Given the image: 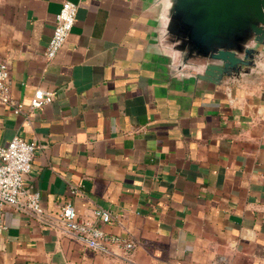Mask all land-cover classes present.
Masks as SVG:
<instances>
[{
	"label": "crops",
	"instance_id": "crops-1",
	"mask_svg": "<svg viewBox=\"0 0 264 264\" xmlns=\"http://www.w3.org/2000/svg\"><path fill=\"white\" fill-rule=\"evenodd\" d=\"M63 1L0 0L13 96L56 92L32 124L0 104V144L35 141L25 184L50 212L4 206L0 264H264V41L232 47L250 64L208 74L225 61L191 50L176 0H72L75 24L49 59ZM65 200L82 218L111 210L98 224L134 249L65 231Z\"/></svg>",
	"mask_w": 264,
	"mask_h": 264
},
{
	"label": "built area",
	"instance_id": "built-area-1",
	"mask_svg": "<svg viewBox=\"0 0 264 264\" xmlns=\"http://www.w3.org/2000/svg\"><path fill=\"white\" fill-rule=\"evenodd\" d=\"M78 4L72 0H64L56 15L53 34L47 44V58H54L66 42L76 21ZM55 90L37 87L28 103L12 94L11 69L8 60L0 61V104L8 105L15 113H22L27 124H32V115L37 109L52 102ZM37 145L20 134L14 135L8 143L0 144V234L6 227L3 219L4 206H12L25 211L38 219H46L50 212L42 202L38 190H33L25 184V177L32 168ZM76 189L73 190L75 192ZM58 221L68 233L76 236L88 247L111 252L113 245H119L125 254L136 246L133 238L124 237L105 230L98 221L110 222L114 216L108 208L99 206L94 211L93 218L77 216L76 208L71 200H65L59 205Z\"/></svg>",
	"mask_w": 264,
	"mask_h": 264
},
{
	"label": "water",
	"instance_id": "water-1",
	"mask_svg": "<svg viewBox=\"0 0 264 264\" xmlns=\"http://www.w3.org/2000/svg\"><path fill=\"white\" fill-rule=\"evenodd\" d=\"M175 12L187 26L191 50L225 61L223 66L210 64L208 74L237 68L240 62L250 64L232 47L254 38L264 41V0H176ZM253 52L245 48L247 56Z\"/></svg>",
	"mask_w": 264,
	"mask_h": 264
}]
</instances>
